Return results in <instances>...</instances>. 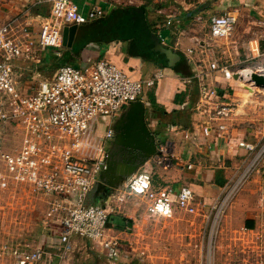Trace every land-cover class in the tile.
Returning <instances> with one entry per match:
<instances>
[{
    "label": "built area",
    "instance_id": "2783aa9c",
    "mask_svg": "<svg viewBox=\"0 0 264 264\" xmlns=\"http://www.w3.org/2000/svg\"><path fill=\"white\" fill-rule=\"evenodd\" d=\"M27 13L29 18L33 14L31 10ZM104 15L100 6L84 14L75 0H51L49 13L42 18L37 33L31 29L27 15L0 22V214H5L0 215V264H83L75 256L79 240L104 253L111 264H116L122 255L123 240L109 224L115 209L97 199L102 192L100 196L95 192L116 137V119L132 102L144 100L146 87L157 86L165 76L164 70L148 79L135 78L114 62L99 58L84 68L60 66L53 78L41 81L32 92L23 90L21 79L27 68L22 62L37 64L43 48L63 47L66 27ZM237 23L234 11L212 16L211 40L232 37ZM197 52L209 62L206 74L219 72L225 83L224 88L221 82L200 87L197 107L210 117L202 131L205 136L229 140L232 137L229 118L235 105L220 88L233 89L231 82L247 78L248 71L234 70L223 56L211 50L210 43L200 45ZM259 70L264 74V62ZM9 128L22 135L16 151L5 146ZM185 137H189L188 132ZM258 144L242 139L234 147L228 141L229 149L243 148L250 156L235 177L224 184L215 205L218 211L234 202L259 169L264 159V142L260 147ZM173 157L170 143L160 144L157 153L127 184L129 194L143 198L152 216L172 217L177 211L188 214L199 211L197 195L191 186L183 185L174 193L171 188L155 183L156 166L167 167ZM22 194L40 198L45 206L42 223L49 229L48 236L37 244L28 242V234L17 231L13 225L19 222L16 207L27 206L15 199ZM261 197L259 205L264 211V196ZM118 199L123 201L124 195ZM242 229L246 233L249 228Z\"/></svg>",
    "mask_w": 264,
    "mask_h": 264
},
{
    "label": "crops",
    "instance_id": "0c3cea01",
    "mask_svg": "<svg viewBox=\"0 0 264 264\" xmlns=\"http://www.w3.org/2000/svg\"><path fill=\"white\" fill-rule=\"evenodd\" d=\"M75 1L84 14L100 6L105 10V15L77 25L71 46L67 41L63 43L62 48H43L39 63L22 62L27 67L22 71L23 90L25 92L36 90L41 81L53 78L62 65L84 68L99 58L114 62L135 78L148 79L159 70H164L165 76L154 88V95L158 106L168 114L155 115L157 130L153 132L158 140V147L165 142L170 143L174 157L172 164L167 167L156 166L155 178L161 186L171 188L174 193H178L183 185H189L197 195L199 210H204L207 206L213 207L219 200L224 184L235 177L238 169L250 156L245 149L234 148L237 142L246 139L258 144L264 136V132L250 134L237 132L235 129L232 130V137L229 140L216 135L205 136L202 127L209 122V113L197 107L201 85L212 87L221 82L223 87L225 83L221 74L217 77H210L211 73L208 76H201L204 68L200 62L206 59L197 52V49L208 42L205 37L203 38L196 22L208 11L214 12L212 16H215L223 14L216 13L217 11L233 12L238 7L235 5L232 7L229 0H221L212 7L207 2L194 9L187 6L182 8L167 6L165 5L167 2L151 5L143 2L118 5L112 0ZM235 1L240 4L245 0H232ZM50 6L51 3L46 12H39L34 8L30 18L28 13L26 14L34 32H39L41 20L49 13ZM252 7H256L255 3ZM262 7L264 8V4ZM12 11L14 12V10L10 12ZM15 12L20 14L16 8ZM156 38L163 46L173 49L180 56L174 66L156 60ZM190 49L196 52H190ZM212 51L217 53L214 49ZM223 51L231 54L229 49ZM249 73L250 71L247 74ZM190 82L192 84L188 85ZM237 83L246 88L249 95L254 93L249 90L254 87L245 84L242 79L231 82L233 89L226 90L223 87L220 88V92L226 93L228 99H234ZM187 132L188 138L185 137ZM228 141L234 145L233 148H228ZM190 163L192 167L189 168ZM263 174L264 159L234 201L241 200L242 206H239L238 211L245 221L253 217L259 218L262 212L264 216V211L259 205L261 196H264ZM112 215L121 217L123 227L116 226V220L111 219V228L123 241L127 240L129 234L127 229L131 228L132 220L121 214ZM78 242L75 256L80 260L83 257L91 259L94 252L99 257L100 255L105 257L104 253L95 250L90 243L84 245L82 240Z\"/></svg>",
    "mask_w": 264,
    "mask_h": 264
},
{
    "label": "rangeland",
    "instance_id": "374dc122",
    "mask_svg": "<svg viewBox=\"0 0 264 264\" xmlns=\"http://www.w3.org/2000/svg\"><path fill=\"white\" fill-rule=\"evenodd\" d=\"M220 1L112 0L118 5L140 2L151 5L167 2L165 4L167 6L175 8L187 6L189 9L207 2L212 7ZM229 1L232 7L235 5L240 8L234 10L238 16V23L232 37L218 41L211 40L210 22L214 12L204 13L203 17L195 22L203 38L205 37L210 43V48L217 52V56H223L224 62L227 61L226 63L234 70H252L259 73L264 62L263 0H245L240 4L237 1ZM50 3L51 0H0V22L13 17L23 19L26 12L33 11L34 8L39 12H46ZM253 3L256 7L251 8ZM15 8L20 14H16ZM11 10L14 12H10ZM216 13H225V11ZM223 49H229L231 54H223ZM200 64L204 68L205 76L210 73V77L221 76L217 72L206 74L209 64L207 59ZM242 80L245 84L254 87V89L249 88L254 93L249 95L248 90L237 83L236 94L232 99L235 109L229 118V128L231 131L235 129L237 132L261 134L264 132V87L256 85L251 78L244 77ZM190 84L192 83H188ZM155 87H146L144 92V101L148 104L146 121L152 131L157 130L155 115L162 113L160 110L155 111L149 102L148 94L154 92ZM21 137V132L9 128L4 137L6 148L16 151L21 144ZM263 142L264 137L258 147ZM136 172L120 182L113 192L103 190L102 197L100 195L97 197L100 202L114 208L115 214H121L133 222L131 228L127 229L129 232L127 240L122 242V255L117 260V264H264L263 212L260 213L259 218L253 217L245 221L238 211L239 206H242L239 199L238 202L224 206L219 211L215 204L213 207L200 209L196 214L177 211L172 217L152 216L147 212L143 198L129 194L127 184ZM22 195L16 196L15 199L23 201L27 206L16 207L19 209V222L13 225L17 231L21 230L28 234L25 235L28 242L37 244L48 236L49 229L42 223L44 206L40 198L34 195ZM121 195H124L123 201L118 199ZM3 198L8 200L7 195ZM0 215L5 214L3 212ZM245 226L249 228L246 233L242 229ZM83 258V264H110L104 256L99 257L96 252L92 254L91 259Z\"/></svg>",
    "mask_w": 264,
    "mask_h": 264
},
{
    "label": "water",
    "instance_id": "95a60500",
    "mask_svg": "<svg viewBox=\"0 0 264 264\" xmlns=\"http://www.w3.org/2000/svg\"><path fill=\"white\" fill-rule=\"evenodd\" d=\"M77 25L66 27L63 43L71 46ZM156 60L174 66L180 56L173 49L163 46L156 38ZM251 79L258 86H264V74L252 72ZM147 103L137 100L128 105L114 123L116 137L107 157L106 168L100 173L95 195L101 190L113 191L134 172L138 171L158 151V140L146 121Z\"/></svg>",
    "mask_w": 264,
    "mask_h": 264
},
{
    "label": "trees",
    "instance_id": "16d2710c",
    "mask_svg": "<svg viewBox=\"0 0 264 264\" xmlns=\"http://www.w3.org/2000/svg\"><path fill=\"white\" fill-rule=\"evenodd\" d=\"M191 16H192V15H191ZM183 94H184V93H182V95H183ZM148 98H149V102H150L151 105L155 108L156 111L160 110V111L162 112L161 115H167V114H168L165 110H161V108L158 106L153 91L149 92V94H148ZM154 180H155V183H156V184L160 185V184L157 182V180H156V178H155V175H154ZM110 218L116 220V221H115L116 226H118V227H120V228L123 227V226L121 225V222H123V221H122V219H121V217H120L119 215H112V216H110ZM111 219H110V222H111ZM132 223H133V222L131 221V224H132Z\"/></svg>",
    "mask_w": 264,
    "mask_h": 264
},
{
    "label": "bare ground",
    "instance_id": "6f19581e",
    "mask_svg": "<svg viewBox=\"0 0 264 264\" xmlns=\"http://www.w3.org/2000/svg\"><path fill=\"white\" fill-rule=\"evenodd\" d=\"M248 77H250V75H249V74H247V78H248Z\"/></svg>",
    "mask_w": 264,
    "mask_h": 264
},
{
    "label": "flooded vegetation",
    "instance_id": "af4514ba",
    "mask_svg": "<svg viewBox=\"0 0 264 264\" xmlns=\"http://www.w3.org/2000/svg\"><path fill=\"white\" fill-rule=\"evenodd\" d=\"M101 192H103V189L101 190Z\"/></svg>",
    "mask_w": 264,
    "mask_h": 264
}]
</instances>
